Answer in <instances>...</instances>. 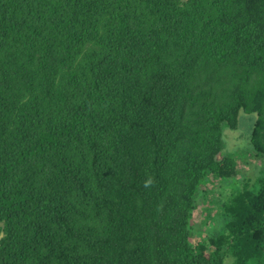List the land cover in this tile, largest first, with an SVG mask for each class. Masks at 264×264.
I'll use <instances>...</instances> for the list:
<instances>
[{
    "label": "trees",
    "instance_id": "16d2710c",
    "mask_svg": "<svg viewBox=\"0 0 264 264\" xmlns=\"http://www.w3.org/2000/svg\"><path fill=\"white\" fill-rule=\"evenodd\" d=\"M0 264H264V0H0Z\"/></svg>",
    "mask_w": 264,
    "mask_h": 264
},
{
    "label": "rangeland",
    "instance_id": "374dc122",
    "mask_svg": "<svg viewBox=\"0 0 264 264\" xmlns=\"http://www.w3.org/2000/svg\"><path fill=\"white\" fill-rule=\"evenodd\" d=\"M184 1V0H183ZM255 118H253L254 120ZM241 126L237 131H231L229 129L225 130V147L223 150V154L227 155L230 153H237L241 155L240 157V176L237 179L243 181L245 179H252L255 177V170L257 165L260 162L257 159L251 157V152L248 149V142H249V131L251 132V125L253 120L251 116H243L240 118ZM237 182V181H236ZM235 183V181H234ZM210 188V187H209ZM213 189V188H211ZM229 188L225 189L228 190ZM219 191V189L217 188ZM210 197V196H209ZM210 199V198H208ZM209 209V205L207 203L202 204L201 208H198L196 211L193 212V224H198L200 221H203L206 215V210ZM216 210L211 212L210 221L208 224L201 227V235L206 238L210 234L218 232L222 228L221 219L218 218L216 215ZM200 230V228H199ZM192 243L197 242V238H193L191 240Z\"/></svg>",
    "mask_w": 264,
    "mask_h": 264
}]
</instances>
